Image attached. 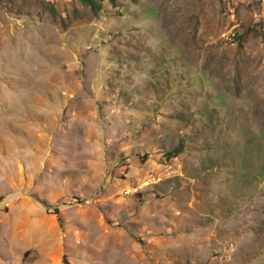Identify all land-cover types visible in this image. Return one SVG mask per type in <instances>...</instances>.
Instances as JSON below:
<instances>
[{
    "label": "rangeland",
    "instance_id": "obj_1",
    "mask_svg": "<svg viewBox=\"0 0 264 264\" xmlns=\"http://www.w3.org/2000/svg\"><path fill=\"white\" fill-rule=\"evenodd\" d=\"M94 3L0 0V264H264V0Z\"/></svg>",
    "mask_w": 264,
    "mask_h": 264
},
{
    "label": "trees",
    "instance_id": "obj_2",
    "mask_svg": "<svg viewBox=\"0 0 264 264\" xmlns=\"http://www.w3.org/2000/svg\"><path fill=\"white\" fill-rule=\"evenodd\" d=\"M82 1V3H84L85 5H88V4H90L92 7H94L95 6V4L96 3H94L95 2V0H81ZM104 1V0H103ZM115 0H112V2H114ZM179 153H177V154H174V155H172L171 157L172 158H174V157H177V155H178ZM3 201V199L2 198H0V202H2ZM58 220H59V222L61 223V219L60 218H58ZM65 264H69V263H65Z\"/></svg>",
    "mask_w": 264,
    "mask_h": 264
}]
</instances>
